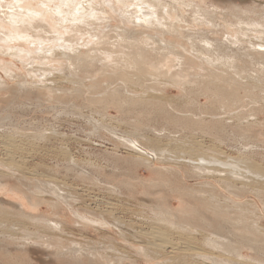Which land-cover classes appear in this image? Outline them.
<instances>
[{"label":"bare ground","instance_id":"bare-ground-1","mask_svg":"<svg viewBox=\"0 0 264 264\" xmlns=\"http://www.w3.org/2000/svg\"><path fill=\"white\" fill-rule=\"evenodd\" d=\"M37 1L40 2V6H35L34 2L33 4L27 3L24 0H12L10 3L7 0H0V55L7 54L8 51L9 54L13 52L12 56L18 59L17 61L21 63L24 71L22 76L15 75L13 69L6 67L3 60H0V71L3 73V76L0 75V93L7 90L8 79L14 81L20 77H22L21 80H17V85H15L18 91H28L32 85L38 88L43 85L42 88L45 91L43 96L54 94L58 90L63 92L64 90L55 81V75H52L53 71L60 69L66 71L67 74L82 75L84 79L103 77L88 84L85 87L86 90L100 87L102 82H106L105 88H109L117 81L122 82L123 85L116 88L114 92L103 94L99 98L91 100L95 108L102 112L110 108L117 109L122 113L136 109L151 112L160 108L159 113H162V117L169 124H175L178 127L186 125L191 130L199 129L221 138L226 130L224 128L226 120H233V122H238L236 128L246 131L247 127L240 122L243 119L241 116L237 115L230 119H224L223 116L235 111L234 109L238 105V89L252 95L255 93L254 90L257 91L264 84V0ZM112 20H116L121 25V27H114L117 30L114 37L109 35L112 32L110 29L105 31L106 28H109V23ZM185 27L187 29L183 30ZM192 30L195 32L193 33ZM182 38L186 39L182 41ZM62 40L65 44L61 42ZM15 42H28L32 43L30 44L32 46L28 49L15 47ZM158 42H163V46H160ZM177 42L190 43L193 52L197 55L194 57L198 61L197 64L177 49L175 46ZM57 48L62 50L56 51ZM54 61H56L57 66H53V63L51 65V62ZM42 67L48 69H42ZM196 68L201 69V73L196 72ZM147 77L153 78L154 81ZM241 80H245V83L242 84ZM149 81H152L151 84ZM48 82H52L54 85H46ZM229 83L234 84V87L228 86ZM105 88H100V92L104 91ZM171 88L181 94L178 96L179 99L190 100L191 97H194V101L197 103H199L198 98L202 96L207 99L208 103L212 104L218 95L217 103L221 105V108L223 109L225 106L231 110L224 109L222 112L211 113L210 115L214 118H210L208 122L203 121L199 125L194 124L192 122L199 118L195 113L178 117L173 112L163 109L167 101L173 103V99L168 98L167 101L164 99ZM83 90H72V92L77 97L81 95ZM150 90L159 93V95L150 94ZM139 92L147 95H135ZM203 109H206L204 105ZM177 110L181 112L178 107ZM139 125L141 124H137L136 127ZM0 127L2 128V125ZM152 129L158 134L166 131L164 129ZM111 134V136H116L122 145L129 147L133 153L138 155L139 160L137 161L142 164L147 163L148 166L153 165V163H160L164 166L161 170L164 173L171 171L179 173L181 177L184 174L176 168L166 167L171 166L170 163L173 162L169 158L170 154V156L173 155L174 162H184L188 166L193 165L192 168L200 170L199 174L192 173L197 178L203 176L205 178L217 177L222 180L226 178L224 177L226 174L220 171L222 169L226 170L225 173L230 177L232 175L241 176L243 181L234 177L235 179L232 178L233 182L240 181L241 184L246 185L244 180H252L254 177L257 179V183H260L258 179L263 176L252 170V168L255 169V166L251 164L253 161L250 163V160L245 162L243 160L242 166L244 167L240 166L242 167L240 168L225 161L206 158L198 154V151L193 150L190 141L186 138L173 139L170 136L173 133L165 136L164 141L158 135L153 136L154 138L146 137L145 140L149 141L148 145L133 140L127 135ZM160 141H163L161 145ZM248 145L252 148L259 147L257 144L249 142L242 147L246 148ZM10 148H14L13 141L3 137L0 141V156L3 157L2 159H6L4 165L2 163L4 167L9 164L12 165L14 162V153L11 152ZM250 150L246 151L249 152ZM191 156L196 157V159H191ZM208 165L212 166L207 167ZM12 168L14 169V167ZM248 175L250 176L248 177ZM225 185L228 189L226 191L229 193L245 192L244 188L229 186L227 183ZM124 187L128 190L130 188L127 185ZM3 189V185L0 184V191ZM41 189L57 201L50 200L51 202H47L43 212L40 210V201L36 194L40 193ZM41 189L35 190L37 192H31L29 197L25 196L24 199L27 200L30 210H27L24 204L25 200L16 194L20 201L8 202L1 199L2 202L17 209L8 210L9 219L7 214L0 213L1 239L7 238L3 234L17 237L16 232L23 231L26 243L32 242L38 245L45 255L53 256L58 260L67 257H78L76 259L82 260L87 256L85 253H91H88L79 242L69 241L67 245L62 246L51 243L61 241V235H64L63 232L66 231L67 225L73 222L84 229L110 231L123 242L139 244V253L144 250L146 256L152 255L155 260H159L161 249L159 242L164 235L173 233L179 227L186 232H194L189 228L188 223L194 214L191 208H179V206L174 208L172 204L165 202L157 204L155 209L138 205L140 211L136 216L134 211L130 212L129 208L127 210V213L135 216V223L132 221L125 223L121 221V217L117 216L119 213H126L125 210L121 209L120 211L113 202L102 203L104 209H99V211L100 214L104 212L103 215L89 217L87 211L83 213L73 207L76 203L73 202L71 205L72 201L76 200L75 193L72 194L69 191L65 193L56 185H52L49 190ZM131 189L133 190V188ZM204 189L212 196L209 200L205 199L204 202L213 206L212 200L215 198L216 192L207 190L205 187ZM251 191L255 192L252 189ZM110 192L114 198L122 199L120 187L111 188ZM195 192L197 193L199 190ZM198 197L204 199V194L199 193ZM116 202L119 203L118 199ZM211 209L216 213H222L218 203H215ZM254 212L253 210L252 214ZM40 213L41 216L38 217L37 214ZM148 214L152 215L150 222ZM16 215L32 220L30 223L32 227L14 219ZM48 215H52L55 220H52ZM108 218H111L115 223H110ZM250 221H239L240 224H234L235 227L232 225V229L238 230L235 236L238 241L252 250L256 247L254 240L252 243V237L254 235L258 237V234L262 233L260 232L262 229L258 227L259 224L257 226ZM141 227L147 228L143 230L144 228L140 229ZM218 245L223 250L230 252L234 250L237 252L236 254L241 255V251L229 241H222ZM95 255L99 254L96 252ZM100 259L106 264L116 260L111 255L100 256Z\"/></svg>","mask_w":264,"mask_h":264},{"label":"rangeland","instance_id":"rangeland-1","mask_svg":"<svg viewBox=\"0 0 264 264\" xmlns=\"http://www.w3.org/2000/svg\"><path fill=\"white\" fill-rule=\"evenodd\" d=\"M24 1L32 4L34 2L35 6L41 5L37 0ZM7 2L10 3L12 0H7ZM117 26L121 27L116 20H112L109 23V28H106L105 31L110 29L112 32L109 35L114 37L117 32L114 27L117 28ZM186 29L185 27L183 30ZM192 31L195 32V30ZM198 32L202 33L201 31ZM185 39L182 38V41ZM57 42L65 44L63 40L62 43ZM23 43L15 42L14 45L25 49L32 46L30 45L32 43ZM158 44L163 46V42H158ZM175 46L191 61L198 63L194 58L197 55L193 52V47L190 46L189 42H177ZM57 49L56 51L62 50L61 48ZM8 52L1 54L0 60H3L6 67L13 69L15 75H21L24 72L21 63L17 61L15 56H12L13 52L10 54ZM52 63L53 66H57L56 61L51 62V65ZM42 69L48 68L42 67ZM201 71V69L196 68V72L201 73ZM0 75L3 76L2 71H0ZM52 75H55V81L64 90L63 92L58 90L54 94L43 96L45 92L42 88L43 85L39 88L32 85L28 91H18L15 85H17V80H21L22 77H20L14 81L8 79L7 90L0 93V125H2V128L0 127V141L3 137H7L14 143V148H10L11 152L14 153L12 165L9 164L4 167L6 159H2L3 157L0 156V184L4 187L0 191V213L7 214L9 219L8 210H17L2 200L20 201L18 199L20 197L25 200L24 204L27 210H30L27 200L24 199L25 196H31V192H37L35 190L39 188L49 190L52 185H56L65 193L67 191L72 194L75 193L76 200L72 201L71 205L73 202L76 203L73 207L83 213L87 211L89 217L103 215L104 212L100 214L99 209H104L102 203L105 202H113L120 211L121 209L125 210L126 213L117 215L125 223L129 221L135 223V216L140 211L138 205L155 209L157 204L165 202L172 204L174 208L178 206L179 208H191L194 214L188 221L189 228L197 233L186 232L179 227L173 233L164 235L159 242L160 259L155 260L152 255L146 256L144 250L139 253V244L123 242L107 230L84 229L71 222L67 225L66 231L63 232L64 235H61V241L51 243L62 246L67 245L69 241H77L88 253L93 255L85 253L87 256L82 260L76 259L78 257L58 260L53 256L45 255L38 245L32 242L26 243L24 232L17 231V237L3 234L7 238H0V264H106L100 259V256L106 255L116 258L109 264H264V235H262L264 232V84L257 91L254 90L255 93L252 95L255 97L238 89V105L235 107V111L224 115L223 118L230 119L237 115L241 116L243 119L240 122L247 129L241 131L236 128L238 122L226 120L224 127L226 130L220 138L199 129L191 130L186 125L178 127L175 124H169L162 117V113H159L160 108L151 112L143 109L129 110L127 113H122L114 108L103 112L97 110L91 100L99 98L103 94L114 92L116 88L123 85L121 81H117L109 88H105L106 82H102L100 87L86 90L85 87L88 84L103 77L84 79L82 75L67 74L66 71L60 69L53 71ZM234 77L236 78L235 75ZM151 79L154 81L153 78ZM152 81L149 83L151 84ZM241 83L244 84L245 80H241ZM46 85L53 86L54 84L48 82ZM228 86L234 87V84L229 83ZM100 88H105V90L100 92ZM82 89H84V93L82 92L80 96L75 97L72 90ZM169 91L164 99L166 101L168 98L173 99V103L167 101L163 109L173 112L178 117L195 113L199 118L192 123L197 125L203 121L208 122L213 117L210 115L211 113L222 112L224 109L231 110L225 106L223 109L221 108V105L217 103L218 95L212 104L208 103L207 99L202 96L198 98L199 103H197L194 101V97L188 99L189 101L179 99L178 96L181 94L176 92L174 88ZM149 93L159 95L153 90H150ZM125 94L128 93L125 92ZM135 95L145 96L147 94L139 92ZM182 101L184 102L182 103ZM172 104H174L173 107H171ZM203 105L206 109H203ZM177 107L181 112L177 110ZM196 110L198 111L196 112ZM186 121L189 120L186 119ZM137 124L141 125L136 127ZM152 128L166 131L158 134ZM111 133L127 135L133 140L144 142L146 145L149 144V141L145 140L146 137L154 138L158 135L164 141L165 136L173 133L170 135L173 139L186 138L190 141L193 150L198 151V154L206 158L225 161L236 167L242 166L243 160L244 162L250 160V163L253 161L251 164L255 166V169L252 168V170L260 176L263 175L262 178L258 179L262 184L257 183V179L254 177L252 180L248 178V181L244 180L246 185L241 184L240 181L233 182L232 178L238 177L237 179L242 180V177L236 175L230 177L225 173L226 170L222 169L220 171L226 174L224 176L226 178L222 180L217 177L205 178L203 176L197 178L192 173L199 174L200 170L192 168L193 165L190 167L184 162H174L173 155L170 156V154L169 158L173 162L170 163L171 166L166 167L176 168L184 174L181 177L179 173L161 172L164 168L163 165L153 163V165L148 166L147 163L142 164L137 161L139 160L138 155L133 153L129 147L122 145L116 136H111L113 135ZM162 142L160 141V145ZM248 142L257 144L259 147L252 148L248 145L243 148L242 146ZM191 159H196V157L191 156ZM239 163L241 165H237ZM211 166L208 165L207 167ZM236 167L234 169H237ZM225 183L229 186L244 188L245 192L229 193L226 191L228 189ZM124 185L130 187L129 190ZM118 187L122 191V199L120 198V200L114 198L110 192L111 188ZM204 187L216 192L212 201L214 205L218 203L221 206L222 213L214 212L211 209L214 205L209 206L204 202L205 199L209 200L212 197ZM196 190L199 192L196 193ZM199 193L204 194V199L198 197ZM15 194L19 197L17 198ZM36 194L40 201L41 212L46 209L47 202H51L50 200L57 202L45 190L41 189V192ZM77 196L81 197L78 198ZM117 199L119 203L116 202ZM128 208L130 212H135V216L127 213ZM253 210L255 211L254 214H252ZM37 215L40 217L41 213ZM148 216L150 222L152 215L148 214ZM48 217L55 220L52 215H48ZM14 219L32 227L30 224L32 220L29 218L27 220L21 215H16ZM242 220L246 222L252 220L250 223L257 226L259 224L258 227L262 229L260 231L262 233L258 234V237L257 235L252 237V243L254 240V246H256L252 250L238 241L235 237L238 230L232 229L234 224H240L243 222ZM108 221L115 223L111 218H108ZM232 222L233 224H231ZM218 224L220 225L218 226ZM143 228L140 229L145 230L147 227ZM140 229L138 228V230ZM122 230L124 229L122 228ZM239 233L241 232L239 231ZM222 241H229L234 244L241 251V255L236 254L237 252L234 250L230 252L221 249L218 244ZM96 252L99 255L94 256Z\"/></svg>","mask_w":264,"mask_h":264}]
</instances>
